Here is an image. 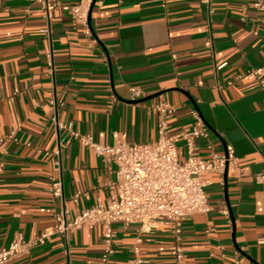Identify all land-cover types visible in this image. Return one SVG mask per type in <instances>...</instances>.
Returning <instances> with one entry per match:
<instances>
[{"label": "crops", "instance_id": "obj_1", "mask_svg": "<svg viewBox=\"0 0 264 264\" xmlns=\"http://www.w3.org/2000/svg\"><path fill=\"white\" fill-rule=\"evenodd\" d=\"M250 2L211 0L209 12L200 0H97L86 37L62 9L53 12L45 35L40 0H0V248L16 233L33 240L53 226L49 188L58 147L72 215L110 196L114 166L58 122H70L100 145L151 143L157 118L149 105L161 96L171 106L168 133L181 161L193 109L209 130L196 154L208 158L210 144L217 154L230 148L238 160L226 184L224 175L205 177L212 210L183 221L185 264H264V244H258L264 241V89L245 79L264 66V26L255 9H245ZM220 63L226 65L217 69ZM131 86L142 88L144 98L163 94L133 102ZM76 193L82 196L75 204ZM208 227L213 231L206 235ZM113 229L110 264H175L168 226ZM102 238L100 226L55 236L9 264H100Z\"/></svg>", "mask_w": 264, "mask_h": 264}, {"label": "built area", "instance_id": "obj_2", "mask_svg": "<svg viewBox=\"0 0 264 264\" xmlns=\"http://www.w3.org/2000/svg\"><path fill=\"white\" fill-rule=\"evenodd\" d=\"M92 2L93 0H78L75 4L67 6L58 0H40L45 22L41 33L50 34L49 25L53 12L62 9L69 13L73 28L81 26L82 33L86 37H91L88 18ZM200 4L210 12L211 0H200ZM247 8H253L260 14V21L264 26V0H251L245 7ZM46 59L48 73L52 74L54 70L51 52H48ZM225 65L220 63L217 69ZM263 77L264 66L251 69L245 75L247 81H256L264 89ZM129 94L132 101L146 96V92L137 86L129 87ZM111 100L114 101L115 97L112 96ZM149 108L157 118V138L151 143L100 145L92 136L74 132L70 122L56 124L58 129L65 130L105 164L114 166L110 196L106 204L98 202L91 207L77 210L72 215L63 196L58 147L54 151L55 161L49 188L54 204L48 212L52 214L54 224L33 240H26L21 233H16L7 246L0 248V264H9L14 258L29 255L33 247L45 244L52 237L67 238L76 231L94 226H100L103 235L100 264H110L114 254L113 240L116 236L114 224L123 226L137 224L140 233L150 232L158 226H168L173 239L170 255L175 264H185L186 256L181 247L183 221L196 214L207 215L212 210L206 192L211 183L205 177L210 174L222 176L226 169L227 173L230 168L236 169L238 160L230 148L224 154H217L210 144L207 146L211 150L208 158L196 154L198 141L206 140L209 130L193 109L190 115L194 124L182 136L185 159L181 161L176 139L168 133L166 118L171 106L160 96L149 105ZM81 196V193L74 194L72 201L76 204ZM220 212L227 215L225 208H221ZM212 231L213 229L208 227L205 233L209 235ZM137 242H140V239ZM258 244L262 245L264 241L259 240ZM135 252L137 253V250ZM136 263L145 264L142 261ZM235 264L240 262L236 260Z\"/></svg>", "mask_w": 264, "mask_h": 264}, {"label": "water", "instance_id": "obj_3", "mask_svg": "<svg viewBox=\"0 0 264 264\" xmlns=\"http://www.w3.org/2000/svg\"><path fill=\"white\" fill-rule=\"evenodd\" d=\"M97 0H93V2H92V4H91V7H90V12H89V18H88V25H89V28H90V30H91V32L93 33V31H92V28H91V25H90V15H91V11H92V9H93V6H94V4H95V2H96ZM163 94V92H159V93H156V94H154V95H151V96H149V97H146V98H144L143 100H136V101H133V102H139V101H144V100H149V99H153V98H156V97H158V96H160V95H162ZM226 176H227V169L225 170V172H224V183L226 184Z\"/></svg>", "mask_w": 264, "mask_h": 264}]
</instances>
